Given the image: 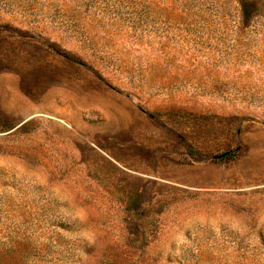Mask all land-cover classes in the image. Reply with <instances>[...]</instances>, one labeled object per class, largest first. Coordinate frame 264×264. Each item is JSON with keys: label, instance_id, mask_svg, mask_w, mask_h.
<instances>
[{"label": "rangeland", "instance_id": "374dc122", "mask_svg": "<svg viewBox=\"0 0 264 264\" xmlns=\"http://www.w3.org/2000/svg\"><path fill=\"white\" fill-rule=\"evenodd\" d=\"M250 1L0 0V264H264Z\"/></svg>", "mask_w": 264, "mask_h": 264}, {"label": "trees", "instance_id": "16d2710c", "mask_svg": "<svg viewBox=\"0 0 264 264\" xmlns=\"http://www.w3.org/2000/svg\"><path fill=\"white\" fill-rule=\"evenodd\" d=\"M238 4L240 7L242 19L248 20V18L252 16L253 14L254 4L250 0H238ZM233 154H234V151H229L225 153L224 155H222V157L228 158V157L233 156Z\"/></svg>", "mask_w": 264, "mask_h": 264}]
</instances>
